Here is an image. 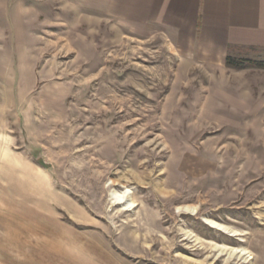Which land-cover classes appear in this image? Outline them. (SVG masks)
I'll use <instances>...</instances> for the list:
<instances>
[{"label":"rangeland","instance_id":"374dc122","mask_svg":"<svg viewBox=\"0 0 264 264\" xmlns=\"http://www.w3.org/2000/svg\"><path fill=\"white\" fill-rule=\"evenodd\" d=\"M221 249L264 264V70L190 57L97 0H0V264Z\"/></svg>","mask_w":264,"mask_h":264},{"label":"crops","instance_id":"0c3cea01","mask_svg":"<svg viewBox=\"0 0 264 264\" xmlns=\"http://www.w3.org/2000/svg\"><path fill=\"white\" fill-rule=\"evenodd\" d=\"M97 8L161 28L190 57L225 60L231 52L264 50V0H97Z\"/></svg>","mask_w":264,"mask_h":264},{"label":"bare ground","instance_id":"6f19581e","mask_svg":"<svg viewBox=\"0 0 264 264\" xmlns=\"http://www.w3.org/2000/svg\"><path fill=\"white\" fill-rule=\"evenodd\" d=\"M120 201H121V202H125L124 199H123V197L121 198ZM120 201H119V202H120ZM186 210H189V209H186ZM190 210H191L192 213H195V210H193V209H190ZM205 222H206L210 227H212V228H214V229H217V230L223 231L224 233H228V232H229L227 228H225V227H223L222 225L217 224V223H215V222H213V221L205 220ZM218 253H219L220 255H223V253H224V255L227 256L226 264H229V263H230L231 261H233V260H238V259H241V258L244 257L242 251H238V252H237V251H232V250H231V251H229V252H226L224 249H221V250L218 251ZM243 259H244V258H243ZM241 260H242V259H241ZM244 262H246V258L244 259Z\"/></svg>","mask_w":264,"mask_h":264},{"label":"trees","instance_id":"16d2710c","mask_svg":"<svg viewBox=\"0 0 264 264\" xmlns=\"http://www.w3.org/2000/svg\"><path fill=\"white\" fill-rule=\"evenodd\" d=\"M225 65L230 68L234 69H244L245 67H254L256 69L264 70V60L257 61V60H240L233 58L231 56H227L225 58Z\"/></svg>","mask_w":264,"mask_h":264}]
</instances>
